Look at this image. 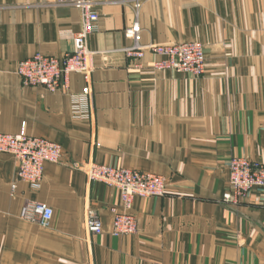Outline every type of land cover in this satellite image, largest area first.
Returning <instances> with one entry per match:
<instances>
[{"label": "crops", "instance_id": "1", "mask_svg": "<svg viewBox=\"0 0 264 264\" xmlns=\"http://www.w3.org/2000/svg\"><path fill=\"white\" fill-rule=\"evenodd\" d=\"M91 1L99 19L89 36L97 52L89 101L83 73L57 92L24 86L16 74L17 62L36 53L72 52L81 11L0 0V132L24 126L64 149L62 162L45 164L39 188L19 182L0 212V264H264V186L238 205L222 200L232 156L264 164V0H143L141 44L201 41V75L156 70L148 50L126 55L134 2ZM78 105L94 120L75 115ZM0 159L15 181V159ZM90 159L167 177L164 196L135 197V234H112L121 193L73 166ZM27 200L53 208L48 227L21 217ZM88 205L101 234L85 228Z\"/></svg>", "mask_w": 264, "mask_h": 264}, {"label": "built area", "instance_id": "2", "mask_svg": "<svg viewBox=\"0 0 264 264\" xmlns=\"http://www.w3.org/2000/svg\"><path fill=\"white\" fill-rule=\"evenodd\" d=\"M57 6L71 5L82 13L81 29L74 36L75 49L64 55L36 53L22 59L18 63L17 72L26 86H43L49 91L66 89L71 73L80 72L85 75L87 85L83 89V97L91 95V79L93 57L97 52L89 47V36L96 30L99 13L91 0H51ZM135 6V20L125 29V36L133 44L124 49L128 56L140 59L148 50L158 56L157 68H170L179 72L203 74L206 65L204 46L200 41L181 43L141 44V24L139 11L143 0H131ZM82 99V98H81ZM75 115L88 116L94 120L93 110L87 114L78 105ZM0 151H8L17 158L18 176L32 183L40 181L44 174L46 162L58 163L63 160L64 150L58 143L44 137L27 135L24 131L17 134H0ZM81 169L89 182H101L117 188L121 193V208H113L114 234H132L137 231L136 218L131 214L133 200L136 196H153L164 193V179L154 174L142 173L123 167L100 164L92 159L73 163ZM230 182L234 189L235 199L245 196L254 187L264 185V165L243 156H232L229 161ZM227 195L226 200H231ZM238 198V199H237ZM23 218L48 227L52 221L54 210L45 202H27L21 212ZM86 228L92 234L103 232V223L94 209L87 206Z\"/></svg>", "mask_w": 264, "mask_h": 264}, {"label": "rangeland", "instance_id": "3", "mask_svg": "<svg viewBox=\"0 0 264 264\" xmlns=\"http://www.w3.org/2000/svg\"><path fill=\"white\" fill-rule=\"evenodd\" d=\"M194 41H197V40H194ZM201 42V41H200ZM202 43V42H201ZM202 45H203V43H202ZM204 46V45H203ZM205 49V48H204ZM33 56V55H32ZM206 56V55H205ZM28 58V57H27ZM25 59V58H24ZM22 60V59H21ZM21 60H19L18 62H17V66H16V74H17V76L20 78V76L18 75V72H17V67H18V63L21 61ZM156 61V60H155ZM155 61L153 62V64H152V68H154V69H156V70H173V69H170V68H157V67H155ZM137 65H139V64H137ZM93 68H94V65H93ZM94 70V69H93ZM173 71H176V70H173ZM176 72H179V71H176ZM93 73V72H92ZM185 73H189V72H185ZM190 74H194V73H190ZM92 75V74H91ZM194 75H201V74H194ZM20 81H21V78H20ZM91 81H92V79H91ZM92 83V82H91ZM21 84L22 85H24L23 83H22V81H21ZM24 86H26V85H24ZM45 88V87H44ZM46 90H48L47 88H45ZM91 89H92V87H91ZM60 90H66V89H60ZM60 90H57V91H60ZM49 91V90H48ZM57 91H50V92H57ZM80 99H81V97H80ZM87 99L89 100V101H92V93H91V95L90 96H88L87 97ZM22 131H24L27 135H29L27 132H26V130H25V127L23 126V128L19 131V132H22ZM19 132H16V133H8V132H0V134L1 133H3V134H17V133H19ZM32 136V135H31ZM35 137H39V136H35ZM45 138V137H44ZM46 139H48V138H46ZM50 140V139H49ZM52 141V140H51ZM52 142H55V143H58V142H56V141H52ZM58 144H60V143H58ZM61 145V144H60ZM62 146V145H61ZM62 148H63V146H62ZM64 150V149H63ZM2 154H7V155H11L14 159H15V161L17 162V158H16V156H14L12 153H10V152H8V151H0V155H2ZM235 156V155H234ZM239 156V155H238ZM64 157V156H63ZM243 157H245V156H243ZM232 158V157H231ZM230 158V159H231ZM246 158H248V157H246ZM248 159H250V158H248ZM250 160H252V159H250ZM63 161V160H62ZM61 161V162H62ZM230 161V160H229ZM254 161V160H253ZM256 162H258V161H256ZM47 163V162H46ZM45 163V164H46ZM53 163V162H52ZM58 163H60V162H58ZM259 163H261V162H259ZM45 164H44V170H45ZM263 164V163H262ZM7 164H5L3 161H2V159H0V212H3L5 209H7V206H8V202L11 200V198H12V196H14V194H15V192L17 191V188H18V183L19 182H24V183H26V184H29V185H31L32 186V188H39V186H40V184L42 183V181H43V179H44V174H43V177H42V179L40 180V181H38V182H36V183H32V182H28V181H24V180H22V179H20L19 178V176H18V163H17V175H16V180L15 181H11V172L8 170V167L6 166ZM107 165H109V164H107ZM264 165V164H263ZM112 166V165H111ZM115 167H120V166H115ZM123 168H127V167H123ZM228 168H229V163H228ZM129 169H132V168H129ZM230 169V168H229ZM132 170H136V171H139V172H142V173H148V174H154V175H156V176H158V177H162L163 179H164V186H165V189H164V193L162 194V195H153V196H140V197H143V198H150V197H162V196H164L165 194H166V191H167V177L166 176H164V175H162V174H159V173H153V172H145V171H141V170H138V169H132ZM86 175V174H85ZM86 178H87V176H86ZM88 180V179H87ZM264 186V185H263ZM263 186H260V187H263ZM255 188H257V187H254V188H252L251 190H249V192H251L253 189H255ZM248 192V193H249ZM247 193V194H248ZM246 194V195H247ZM227 195H230L232 198H231V200H229V201H227L226 200V196ZM245 195V196H246ZM245 196H243V197H239V199H238V201L237 202H234L233 200L235 199V195H234V189H233V187H232V185H231V182H230V170H229V185H228V188H227V190L224 192V194H223V198H222V200H223V202L225 203V204H227V205H238V204H240L241 203V201L245 198ZM137 197V196H136ZM135 199V198H134ZM27 202H35V201H29V200H27L25 203H24V205L27 203ZM133 202H134V200H133ZM24 205H23V207H24ZM23 207H22V209H21V212H22V210H23ZM5 211H7V210H5ZM86 212H87V208H86V211H85V224H86ZM131 214L136 218V224H137V231H138V219H137V217L135 216V214L132 212V208H131ZM21 217H22V215H21ZM113 217H114V215H113ZM28 220V219H27ZM30 221V220H29ZM31 222H33V221H31ZM36 223V222H35ZM103 223V222H102ZM38 224V223H37ZM40 225V224H39ZM41 226V225H40ZM42 227H44V226H42ZM85 228H86V225H85ZM86 230H87V228H86ZM103 230H104V228H103ZM88 231V230H87ZM136 231V232H137ZM135 232V233H136ZM90 233V232H89ZM135 233H132V234H135ZM91 235H98V234H92V233H90ZM112 234L114 235V236H121V235H115L114 234V225L112 224ZM123 235H125V234H123Z\"/></svg>", "mask_w": 264, "mask_h": 264}]
</instances>
